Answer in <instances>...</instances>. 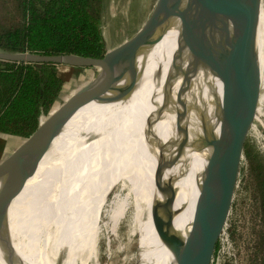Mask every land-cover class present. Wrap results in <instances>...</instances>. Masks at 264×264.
I'll return each mask as SVG.
<instances>
[{
  "label": "water",
  "instance_id": "water-1",
  "mask_svg": "<svg viewBox=\"0 0 264 264\" xmlns=\"http://www.w3.org/2000/svg\"><path fill=\"white\" fill-rule=\"evenodd\" d=\"M262 3L263 0H156L136 33L113 48L108 49L106 45L102 57L0 50V60L4 61L98 69L95 77L41 120L37 129L0 162V191L16 185L18 175L40 163L68 121L86 104L94 99L129 98L140 82V59L149 55L167 35H174L176 52L158 91L161 100L148 124L150 135L154 131L152 125L160 123L157 191L150 214L147 206L144 212L136 264H147L143 255L152 247L146 246L143 239L149 215L154 236L160 243L174 253L180 251L178 264H213L227 228L246 139L256 118L254 112L238 148V157L232 160L228 153L229 141L255 50ZM228 162L234 165V173L219 237L214 243L224 165ZM192 165L197 169L198 186L193 240L175 247L172 231L178 211L175 208L177 184ZM3 232L7 242H11L8 222ZM151 262L157 264L154 257Z\"/></svg>",
  "mask_w": 264,
  "mask_h": 264
},
{
  "label": "bare ground",
  "instance_id": "bare-ground-1",
  "mask_svg": "<svg viewBox=\"0 0 264 264\" xmlns=\"http://www.w3.org/2000/svg\"><path fill=\"white\" fill-rule=\"evenodd\" d=\"M263 9L264 0L255 50L229 141L228 153L232 160L238 157V148L252 118L259 90H256L250 114ZM176 47L175 36L167 35L149 55L140 59V82L129 98L118 101L94 99L86 104L68 121L40 163L18 175L16 185L0 191V264H81L83 257L96 252L94 236L98 234L100 222L98 194L101 184L111 176L114 164L120 158L128 129L137 131L140 130L137 125H142L158 154L160 123L152 125L154 131L150 135L148 124L161 100L158 91L167 76ZM144 138L141 132L130 151L135 153L137 160L145 162L148 179L142 175L149 186V195H154L157 191L156 155ZM196 170L192 165L177 184L175 208L178 211L172 231L175 247L193 240V218L198 197ZM233 173L234 165L228 162L224 170L214 243L219 237ZM153 177L152 189L150 180ZM7 222L10 234L15 236L11 242H7L3 232ZM146 225L149 228V246H152L149 247V264H154L151 262L153 257L157 264H178L180 251L174 253L166 249L154 236L150 215Z\"/></svg>",
  "mask_w": 264,
  "mask_h": 264
},
{
  "label": "rangeland",
  "instance_id": "rangeland-1",
  "mask_svg": "<svg viewBox=\"0 0 264 264\" xmlns=\"http://www.w3.org/2000/svg\"><path fill=\"white\" fill-rule=\"evenodd\" d=\"M155 1L105 0L102 32L107 48H113L133 36L147 19ZM263 47L264 44H262L261 52L262 61H264ZM261 63L263 64L264 62ZM58 70L59 74L70 85V90H68L70 95L98 73L97 68L76 69L62 64L58 65ZM255 84L256 82H254V86ZM262 92L264 93V90L259 87L254 105L256 118L252 128L249 130L246 142L264 154V100L260 102ZM69 96L63 98L60 104ZM252 108L253 101L250 114L252 113ZM46 117V115H42L41 120ZM137 126H140L136 127L140 130L133 131L132 129L134 128L128 129L120 158L114 164L111 176L101 184L103 186L98 194L97 201V212L100 222L98 234L94 236V244L97 248L96 252L83 257L81 264H136V250L141 233L140 226L144 220L146 206L150 213L153 198V195H149V186L142 175L145 174L148 179L149 172L145 169L146 164L144 161L137 160L135 153L130 151L133 141L140 137L141 132H143L145 137L143 126ZM1 139L0 141L2 142ZM23 140V138L14 135L3 138L4 144L2 148L0 146V161L20 145ZM145 142L156 155L148 138ZM154 161L157 166V155L154 157ZM226 164L224 165V170ZM153 181L154 177L150 180L152 189ZM257 203L254 188L246 177V161L245 157H243L227 228L220 240V247L215 255L213 264L249 263L251 246L256 239V229L259 221ZM26 204L30 205L29 202ZM144 232L145 236H143V239H146V246H149V228L147 225ZM11 236L15 238L14 235ZM18 238L23 237L18 236ZM143 257L145 262L149 264V251L144 253Z\"/></svg>",
  "mask_w": 264,
  "mask_h": 264
},
{
  "label": "trees",
  "instance_id": "trees-1",
  "mask_svg": "<svg viewBox=\"0 0 264 264\" xmlns=\"http://www.w3.org/2000/svg\"><path fill=\"white\" fill-rule=\"evenodd\" d=\"M104 13L105 0H0V50L102 57ZM68 90L58 64L0 60V134L29 137ZM244 157L259 215L248 264H264V154L246 142Z\"/></svg>",
  "mask_w": 264,
  "mask_h": 264
},
{
  "label": "crops",
  "instance_id": "crops-1",
  "mask_svg": "<svg viewBox=\"0 0 264 264\" xmlns=\"http://www.w3.org/2000/svg\"><path fill=\"white\" fill-rule=\"evenodd\" d=\"M263 39H264V9H263V22H262V29H261V33H260V40H259V48H258V63H257V68H256V78H255V86H253V90H252V101L254 102V97L256 95V90L259 87H262V90H264V63L262 64V44L263 43ZM264 48V47H263ZM261 59V60H260ZM263 68V69H262ZM262 72V73H261ZM264 93L262 92L261 97H260V102H262V100H264ZM7 136H11L10 134H0V138H2V142L0 141V146L2 148L4 142H3V138L7 137ZM19 146V145H18ZM17 146V147H18ZM16 147V148H17ZM15 148V149H16ZM14 151V149L12 150ZM11 153V152H10ZM1 162V161H0Z\"/></svg>",
  "mask_w": 264,
  "mask_h": 264
}]
</instances>
